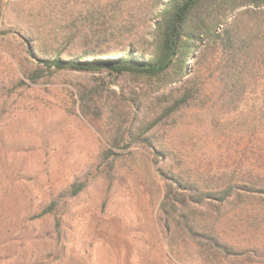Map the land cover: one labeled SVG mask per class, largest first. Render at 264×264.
Segmentation results:
<instances>
[{"label": "rangeland", "instance_id": "1", "mask_svg": "<svg viewBox=\"0 0 264 264\" xmlns=\"http://www.w3.org/2000/svg\"><path fill=\"white\" fill-rule=\"evenodd\" d=\"M62 1L0 0V29L8 32L0 34V264H264V194L236 195L222 210L220 229L234 249L221 261H205L191 241L172 244L159 223L172 177L198 182L205 192L264 186V5L233 14L257 43L248 57V94L233 104L220 95L230 53L211 35L198 42L181 76L174 70L147 78L47 68L19 26L30 22L37 32L44 16L59 22L63 9L56 3ZM161 1L167 0H123L125 16L149 33L139 56L153 52ZM141 39L121 37L122 50L88 58L117 59ZM189 80L198 93L154 131L153 146L111 148L103 121L82 116L81 97L104 87L123 96L125 112L139 122L155 108L164 112ZM86 177L85 189L70 198L72 184ZM53 201L59 203L55 213L39 217Z\"/></svg>", "mask_w": 264, "mask_h": 264}, {"label": "trees", "instance_id": "2", "mask_svg": "<svg viewBox=\"0 0 264 264\" xmlns=\"http://www.w3.org/2000/svg\"><path fill=\"white\" fill-rule=\"evenodd\" d=\"M59 22H47L46 16L40 18L43 30L37 32L30 22L20 24L26 37L36 45L44 57L40 60L47 68L77 72H98L108 70L111 73L132 74L147 78H156L174 70L178 75L184 73V62L193 60L195 51L206 35L221 40L230 53V63L221 71L222 90L220 95L236 104L244 100L249 91L248 57L256 49L255 41L249 40L246 27L238 26V16L234 12L246 6L260 7L264 0H167L156 5L153 52L145 58L135 53H145L149 34L142 25L125 16L123 0H106L104 3H83L64 0ZM53 5H48L50 8ZM57 7V6H55ZM1 8V7H0ZM2 9H0L1 11ZM248 11H242L244 16ZM45 23V24H44ZM222 27L218 33V29ZM2 32L0 34H6ZM142 38L138 44H130V52L114 60L91 59L88 57L98 51L122 50L121 37ZM33 52L32 49L29 50ZM62 54L70 57L62 58ZM49 55H54L52 58ZM190 74V70L186 69ZM189 80L183 89L186 91L170 106H164V112L154 110L155 116L146 115L141 121L130 120L126 109L127 100L123 96L112 94L107 88L92 89L81 97L82 116L93 122L103 121L107 131L104 138L111 148L134 144L153 146L152 134L173 113L198 93L193 90ZM191 85V87H189ZM162 102L165 101L160 100ZM107 109L106 113L100 108ZM169 104V103H167ZM99 105V106H96ZM139 104L138 108H141ZM110 154V150L108 151ZM173 175V174H172ZM167 177V176H166ZM88 185V178L77 181L70 187V198L77 197ZM167 193L160 206L159 223L172 244L175 238L184 242H193L200 250L205 261L218 260L220 256L231 254L234 247L223 236L220 229L222 210L232 204L239 194H264V186H246L231 184L216 190H202L198 182L177 179L167 186ZM210 205H216L215 212ZM59 203L50 202L41 208L39 217H49L55 213ZM217 213V214H215ZM60 224L57 233L60 235ZM177 244V243H176Z\"/></svg>", "mask_w": 264, "mask_h": 264}]
</instances>
